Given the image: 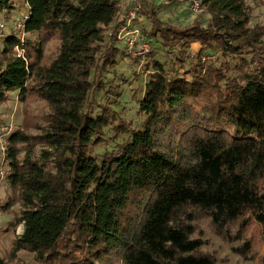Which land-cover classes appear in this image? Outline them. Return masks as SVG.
<instances>
[{
	"label": "trees",
	"instance_id": "obj_1",
	"mask_svg": "<svg viewBox=\"0 0 264 264\" xmlns=\"http://www.w3.org/2000/svg\"><path fill=\"white\" fill-rule=\"evenodd\" d=\"M20 1L0 0V13ZM22 1L23 40L1 39L0 104L16 91L49 111L7 135L0 210L17 203L22 231L0 264H26L21 250L36 264H220L204 220L243 262L264 264V23L250 25L248 0H199L206 26L142 4L162 60L151 50L136 126L116 110L119 1ZM108 131L127 137L111 148Z\"/></svg>",
	"mask_w": 264,
	"mask_h": 264
},
{
	"label": "rangeland",
	"instance_id": "obj_2",
	"mask_svg": "<svg viewBox=\"0 0 264 264\" xmlns=\"http://www.w3.org/2000/svg\"><path fill=\"white\" fill-rule=\"evenodd\" d=\"M119 10L116 14L114 22L125 24L128 19L129 12L132 10H138V17L133 19L132 23L139 29L141 27L148 28L149 23L143 14L142 4L157 5L159 18L171 25L175 26H187L192 23H199L206 26L211 19L210 13L206 8L202 7L200 11L195 12L190 8V0H118ZM248 4L252 6L250 25L255 23H264V0H248ZM24 2L21 0L17 7L11 13H0V22H4L3 34L7 35L17 31L15 29L16 21L22 18V14L28 12V8H25ZM157 10V9H156ZM112 24L105 28V42L108 41L109 32L112 28ZM21 33V32H20ZM145 35V39L148 41V51L144 55H130L124 52L121 42L118 39L116 45L121 49L122 55L117 57V63L115 70L119 77L116 80L113 79V74H107L109 80H114V83L119 84L121 90V96L118 99L119 105L116 110L120 116L126 120H130L133 126L139 125L143 119V115L138 112V98L141 96V89L146 80L147 71L145 69L146 62L149 61V54L151 50L155 52L157 59L162 60V54L160 52L159 44L153 46L149 42V37L146 32H142ZM21 36V35H19ZM0 38V45H1ZM55 43H49L47 51L54 50ZM198 49V45H192L191 51L195 52ZM125 79V81L123 80ZM101 97V93L98 94V98ZM26 105L21 101L16 91L10 92L9 99L5 103L0 104V130L8 132V134L16 129H24L26 124H31L34 121L35 116L46 114L49 111L48 105L40 99L29 100ZM28 132H35V129L28 128ZM113 133L107 132V145L113 147L116 142H122L127 135L123 134L116 140L112 138ZM7 142V140L5 141ZM8 143H5V145ZM106 145V146H107ZM105 150V146L96 148V151L102 153ZM4 170H7L6 163L4 164ZM12 195V191L4 178L0 185V204H4L7 197ZM19 210V205L14 203L9 210H0V256L8 258L11 250V243L13 238L20 234L22 226L19 225L13 229L11 222L14 214ZM200 232L203 234L202 238L206 240L205 249L207 251H213L214 254L220 260V264H259L257 259L250 262H243L241 258L235 254L231 247L236 245L237 242L229 243L221 236L217 235L211 228L209 221L204 220L199 224ZM263 249L262 241L255 240V250L261 253ZM17 256L22 258L26 264H36L33 255L26 251L17 252Z\"/></svg>",
	"mask_w": 264,
	"mask_h": 264
},
{
	"label": "built area",
	"instance_id": "obj_3",
	"mask_svg": "<svg viewBox=\"0 0 264 264\" xmlns=\"http://www.w3.org/2000/svg\"><path fill=\"white\" fill-rule=\"evenodd\" d=\"M190 8L195 12L200 11L202 6L199 0H190ZM22 18L16 21L15 29L20 36L21 40L24 38V21L27 18L26 13L22 14ZM138 10L135 9L129 12L128 19L125 24L120 28L117 33V37L121 42L123 51L127 54L138 56L144 55L148 51V41L145 39V35L142 34V30L139 29L135 24L132 23L133 19L137 18ZM4 22H0V38L2 39L5 35L3 34ZM21 32V33H20ZM17 55L23 56V51L19 46H16ZM8 132L0 130V185L5 178V154ZM21 233V232H20Z\"/></svg>",
	"mask_w": 264,
	"mask_h": 264
},
{
	"label": "crops",
	"instance_id": "obj_4",
	"mask_svg": "<svg viewBox=\"0 0 264 264\" xmlns=\"http://www.w3.org/2000/svg\"><path fill=\"white\" fill-rule=\"evenodd\" d=\"M25 8H27V6Z\"/></svg>",
	"mask_w": 264,
	"mask_h": 264
}]
</instances>
